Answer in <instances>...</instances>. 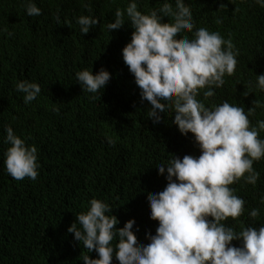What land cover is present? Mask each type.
<instances>
[{
	"label": "trees",
	"instance_id": "1",
	"mask_svg": "<svg viewBox=\"0 0 264 264\" xmlns=\"http://www.w3.org/2000/svg\"><path fill=\"white\" fill-rule=\"evenodd\" d=\"M35 2L42 9L39 16L27 15L25 0H0V264H85L81 254L88 250L68 228L78 213L87 210L89 201L95 197L111 204L119 219L117 227L135 220L138 242L148 243L147 232L155 234L158 226L150 217L148 198L168 183L157 166L174 154L199 155L200 149L193 134L183 135L172 122L174 115L166 114L160 125L147 118L149 105L141 101L134 75L123 60L122 49L134 29L129 23L118 30L107 28L114 22L115 10L125 9L130 0ZM163 2L137 0L144 12ZM171 2L175 6V0ZM185 3L196 28L219 31L239 49L234 74L225 76L214 96L200 99L206 106L228 100L246 113L254 107L249 119L256 125L264 119V90L255 87L257 74H264V7L256 0ZM57 13L59 23L54 19ZM80 15L94 16L99 24L83 34L77 23ZM101 67L112 73L105 89L83 92L75 73L85 68L95 73ZM24 79L38 82L42 89L30 104L15 87ZM247 90L250 93L244 96ZM53 105L60 111H53ZM5 124H11L28 145L37 146L36 180H16L7 173ZM108 137L115 142L109 143ZM260 137L264 138V130ZM253 167L260 173L255 185L243 178L231 185L245 201L241 216L225 221L236 230L264 224L260 199L264 158ZM253 208L259 209L256 218L249 215ZM233 244L239 246L240 241ZM89 254L98 256L95 251ZM113 264H119L115 257Z\"/></svg>",
	"mask_w": 264,
	"mask_h": 264
},
{
	"label": "clouds",
	"instance_id": "2",
	"mask_svg": "<svg viewBox=\"0 0 264 264\" xmlns=\"http://www.w3.org/2000/svg\"><path fill=\"white\" fill-rule=\"evenodd\" d=\"M256 3L264 7V0ZM24 6L28 16L42 14L35 0H25ZM84 6L91 11L90 5ZM114 16V22L107 24L110 31L126 23L134 29L122 49L123 60L134 75L141 101L149 105L147 118L160 125L166 114L174 115L172 122L183 135L193 134L200 154L182 158L174 154L157 166L168 183L149 195L150 217L158 226L155 234L147 232L148 243L138 242L135 220L117 227L119 219L111 204L93 197L68 228L88 250L82 252V260L85 264H113L114 257L119 264H264V224L242 225L236 230L225 223L244 212L245 201L231 185L241 178L255 185L260 176L253 165L264 158V138L260 137L264 119L252 125L249 115L255 113L254 107L246 113L228 100L206 106L200 99L201 95L205 99L214 96L225 76L234 74L239 49L219 31L196 28L185 0H175V6L164 0L148 12L139 9L137 0H130ZM54 19L60 22L59 13ZM77 23L87 34L99 20L80 15ZM3 31L13 35L7 28ZM75 76L83 92L96 94L105 89L112 73L104 67L95 73L85 68ZM15 87L26 104L42 90L38 82L27 79L17 81ZM255 87L264 90V74H257ZM52 110L60 111L55 105ZM4 128V143L9 145L4 153L7 173L16 180H36L40 167L37 146L28 145L11 124ZM108 142L115 141L108 137ZM260 199L264 203V196ZM249 215L258 217L259 209L253 208ZM234 240L240 245L233 244ZM92 251L98 253L97 258L90 256Z\"/></svg>",
	"mask_w": 264,
	"mask_h": 264
}]
</instances>
